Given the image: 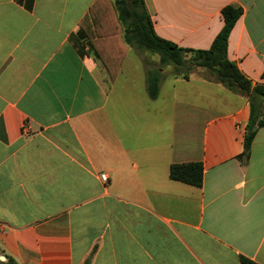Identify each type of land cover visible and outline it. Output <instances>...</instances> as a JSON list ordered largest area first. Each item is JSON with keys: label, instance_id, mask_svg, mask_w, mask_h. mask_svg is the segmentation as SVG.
I'll return each mask as SVG.
<instances>
[{"label": "crops", "instance_id": "0c3cea01", "mask_svg": "<svg viewBox=\"0 0 264 264\" xmlns=\"http://www.w3.org/2000/svg\"><path fill=\"white\" fill-rule=\"evenodd\" d=\"M24 3L0 0V256L264 264V125L248 160L237 159L248 100L213 77L165 76L125 44L113 0ZM143 3L159 38L192 50H207L220 10L239 6L227 57L264 86V0ZM92 7L83 23L90 45L79 24ZM186 163L201 164L200 188L169 178L171 165Z\"/></svg>", "mask_w": 264, "mask_h": 264}, {"label": "trees", "instance_id": "16d2710c", "mask_svg": "<svg viewBox=\"0 0 264 264\" xmlns=\"http://www.w3.org/2000/svg\"><path fill=\"white\" fill-rule=\"evenodd\" d=\"M33 0H25L24 6L31 9ZM113 15L123 28V39L126 45L136 47L158 57L161 67L171 66L172 75L187 80L189 70L196 67L209 71L214 80L226 90L244 96L249 104V118L245 126L243 150L237 157L241 162L249 158L250 146L256 131L264 125V86L252 85L240 73L235 63L227 57L229 35L242 15V9L236 5H227L220 10L223 26L213 39L207 50H192L180 48L170 41L159 38L154 30L150 17L145 9L143 0H113L111 5ZM90 9L87 16L79 24L80 35L92 45L95 36L89 35L83 23L90 20ZM94 37V38H93ZM187 55H189L187 57ZM264 79V72L262 73ZM113 79V78H112ZM160 75L156 72L148 73L146 91L148 97L156 99L159 90ZM169 178L195 188L202 185V166L200 163L174 164L169 168ZM0 264H16L11 258L5 257ZM91 255L82 264H90ZM240 264H256L240 257Z\"/></svg>", "mask_w": 264, "mask_h": 264}, {"label": "rangeland", "instance_id": "374dc122", "mask_svg": "<svg viewBox=\"0 0 264 264\" xmlns=\"http://www.w3.org/2000/svg\"><path fill=\"white\" fill-rule=\"evenodd\" d=\"M140 51H142L145 54H147L148 57H146V60H151V58L152 59H155V60H158V57L156 55L150 54V53H148L146 51H143V50H140ZM188 56L189 55H187V57ZM163 70H164L163 72H165L164 73L165 76H167V75H169L170 77L173 76L172 73H171L172 72L171 66H165V67H163ZM195 74L200 75V76H205V77H212L210 75L209 71H207L205 69H202V68H196V67H194V68H192V69L189 70V76L190 75H195Z\"/></svg>", "mask_w": 264, "mask_h": 264}, {"label": "built area", "instance_id": "2783aa9c", "mask_svg": "<svg viewBox=\"0 0 264 264\" xmlns=\"http://www.w3.org/2000/svg\"><path fill=\"white\" fill-rule=\"evenodd\" d=\"M27 128L26 127H24L23 129H22V134L23 135H27ZM100 179L102 180V181H104L105 182V180H106V177H105V175H101L100 176Z\"/></svg>", "mask_w": 264, "mask_h": 264}, {"label": "water", "instance_id": "95a60500", "mask_svg": "<svg viewBox=\"0 0 264 264\" xmlns=\"http://www.w3.org/2000/svg\"><path fill=\"white\" fill-rule=\"evenodd\" d=\"M5 258L3 256H0V262H4Z\"/></svg>", "mask_w": 264, "mask_h": 264}]
</instances>
